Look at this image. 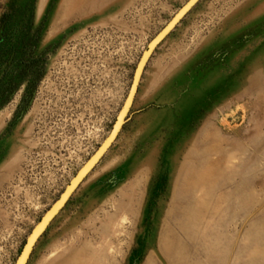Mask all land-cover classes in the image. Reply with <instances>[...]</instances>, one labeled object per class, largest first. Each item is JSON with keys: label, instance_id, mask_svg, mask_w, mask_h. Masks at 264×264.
Returning <instances> with one entry per match:
<instances>
[{"label": "rangeland", "instance_id": "rangeland-1", "mask_svg": "<svg viewBox=\"0 0 264 264\" xmlns=\"http://www.w3.org/2000/svg\"><path fill=\"white\" fill-rule=\"evenodd\" d=\"M186 1L0 0L18 21L7 48L38 35L0 57V264L107 137ZM27 264H264V0H200L156 47Z\"/></svg>", "mask_w": 264, "mask_h": 264}, {"label": "water", "instance_id": "water-1", "mask_svg": "<svg viewBox=\"0 0 264 264\" xmlns=\"http://www.w3.org/2000/svg\"><path fill=\"white\" fill-rule=\"evenodd\" d=\"M199 1L200 0H188L184 4V6H182V8H180L178 12L160 30V32L149 42V44L147 45V50L143 51L141 58L139 59L135 67L128 93L122 103L120 110L116 115L111 132L101 143L99 148L94 152V154L90 157V159L85 163V165L72 178L68 186L65 187L63 193L59 196L58 200H56L51 205V207L42 215L39 221L31 229L14 264L28 263L33 248L38 239L42 236L51 221L58 215V213L61 211V209L64 207V205L67 203V201L75 191L76 185L78 184L77 181L79 180L81 173L84 170L90 172L94 168V166L102 159L112 143L116 140L118 134L120 133L123 125L127 120V116L132 107L142 73L144 72L146 63L148 62L152 52Z\"/></svg>", "mask_w": 264, "mask_h": 264}, {"label": "trees", "instance_id": "trees-1", "mask_svg": "<svg viewBox=\"0 0 264 264\" xmlns=\"http://www.w3.org/2000/svg\"><path fill=\"white\" fill-rule=\"evenodd\" d=\"M15 16H16L15 11L12 10L8 13L3 14V16L1 17V20H0V57L4 56V55L6 56V55L16 54V53L21 54L22 57H24L26 55H30L33 52V46L37 42L38 35H37V37L31 39V42L29 40H27V41L22 40L20 43H18V45H16V47L12 48L10 46L9 47L10 49L7 48V46L5 45L7 34H8L10 29L15 28V26H14L15 24H18V21L15 19L16 18ZM24 27L25 28L27 27L26 29L30 30L31 20H29ZM21 72L23 74L25 72V70H23Z\"/></svg>", "mask_w": 264, "mask_h": 264}, {"label": "bare ground", "instance_id": "bare-ground-1", "mask_svg": "<svg viewBox=\"0 0 264 264\" xmlns=\"http://www.w3.org/2000/svg\"><path fill=\"white\" fill-rule=\"evenodd\" d=\"M187 1H188V0H187ZM187 1H186V2H187ZM183 6H184V5H183ZM181 8H182V7H181ZM177 12H178V11H177ZM177 12H176V13H177ZM176 13H175V14H176ZM175 14H174V15H175ZM174 15H173V16H174ZM167 23H168V22H167ZM167 23H166V24H167ZM159 32H160V31H159ZM159 32H158V33H159ZM158 33H157V34H158ZM157 34H156V35H157ZM156 35H155V36H156ZM155 36H154V37H155ZM154 37H153V38H154ZM148 44H149V43H148ZM155 49H156V48H155ZM155 49H154V50H155ZM146 50H147V48H146L144 51H146ZM153 52H154V51H153ZM153 52H152V53H153ZM141 55H142V54H141ZM151 55H152V54H151ZM150 57H151V56H150ZM140 58H141V57H140ZM149 59H150V58H149ZM146 64H147V63H146ZM137 89H138V88H137ZM136 93H137V91H136ZM134 98H135V97H134ZM133 101H134V100H133ZM111 130H112V128H111ZM111 130H110V132H111ZM110 132H109V133H110ZM108 135H109V134H108ZM108 135H107V136H108ZM104 140H105V139H104ZM104 140H103V141H104ZM103 141H102V142H103ZM100 145H101V144H100ZM100 145H99V146H100ZM110 147H111V146H110ZM110 147H109V148H110ZM98 148H99V147H98ZM98 148H97V149H98ZM107 151H108V150H107ZM107 151H106V152H107ZM93 154H94V153H93ZM93 154H92V155H93ZM92 155H91V156H92ZM104 155H105V154H104ZM91 156H90V157H91ZM89 159H90V158H89ZM89 159H88V160H89ZM88 160H87V161H88ZM87 161H86V162H87ZM86 162H85V163H86ZM85 163L82 165V167L85 165ZM97 164H98V163H97ZM97 164H96V165H97ZM96 165H95V166H96ZM95 166H94V167H95ZM82 167H81V168H82ZM81 168H80V169H81ZM80 169H79V170H80ZM79 170H78V171H79ZM78 171H77V172H78ZM77 172H76V173H77ZM88 174H89V172H87V170H84V171L81 173V176H80V178H79L80 181H79V180L77 181L78 184L76 183V184H77V185H76V188H77V186L83 181V179H84ZM75 175H76V174H75ZM75 175H74V176H75ZM74 176H73V177H74ZM73 177H72V178H73ZM71 180H72V179H71ZM71 180H70V181H71ZM70 181H69V182H70ZM68 184H69V183H68ZM67 186H68V185H67ZM64 189H65V188H64ZM63 191H64V190H63ZM63 191H62V193H63ZM62 193H61V194H62ZM61 194H60V195H61ZM60 195H59V196H60ZM58 198H59V197H58ZM57 200H58V199H57ZM51 222H52V221H51Z\"/></svg>", "mask_w": 264, "mask_h": 264}]
</instances>
